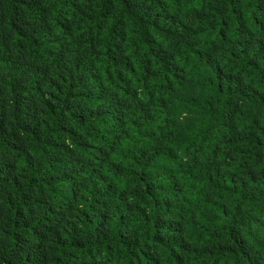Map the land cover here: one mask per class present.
<instances>
[{
    "label": "trees",
    "instance_id": "1",
    "mask_svg": "<svg viewBox=\"0 0 264 264\" xmlns=\"http://www.w3.org/2000/svg\"><path fill=\"white\" fill-rule=\"evenodd\" d=\"M264 0H0V264H264Z\"/></svg>",
    "mask_w": 264,
    "mask_h": 264
},
{
    "label": "rangeland",
    "instance_id": "2",
    "mask_svg": "<svg viewBox=\"0 0 264 264\" xmlns=\"http://www.w3.org/2000/svg\"><path fill=\"white\" fill-rule=\"evenodd\" d=\"M264 126V125H263Z\"/></svg>",
    "mask_w": 264,
    "mask_h": 264
}]
</instances>
